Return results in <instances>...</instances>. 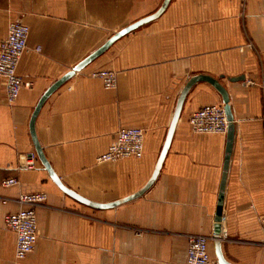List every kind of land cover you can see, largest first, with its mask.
Segmentation results:
<instances>
[{
	"label": "crops",
	"instance_id": "crops-1",
	"mask_svg": "<svg viewBox=\"0 0 264 264\" xmlns=\"http://www.w3.org/2000/svg\"><path fill=\"white\" fill-rule=\"evenodd\" d=\"M164 1L0 0V49L12 22L30 28L18 73L32 83L10 104L0 76V264H183L192 235L213 236L227 133H195L189 124L199 108L224 105L210 83L190 89L155 183L116 207L94 208L63 191L31 133L35 108L56 81ZM101 70L116 72L115 88L93 76ZM199 74L227 88L235 119L224 254L234 264H264V0H170L159 17L118 38L49 96L37 138L70 189L100 203L127 197L151 178L178 98ZM133 127L145 133L141 158L98 161L121 128ZM31 152L35 169L25 166ZM11 177L18 183L4 185ZM32 192L47 200L36 207L35 247L18 259L5 216L25 206L21 193ZM209 251L218 264L214 241Z\"/></svg>",
	"mask_w": 264,
	"mask_h": 264
},
{
	"label": "built area",
	"instance_id": "built-area-1",
	"mask_svg": "<svg viewBox=\"0 0 264 264\" xmlns=\"http://www.w3.org/2000/svg\"><path fill=\"white\" fill-rule=\"evenodd\" d=\"M29 34L28 25L12 22L7 36L1 43L0 76L6 79L10 104L17 101L22 88L32 85L30 81H24L18 73L21 57L28 46ZM93 76L101 78L108 88H115L117 85V74L113 70L97 71L93 73ZM189 124L195 133L226 134L229 120L224 105L209 104L194 111L189 117ZM144 138L145 133L141 128H121L117 141L98 157V161L116 162L126 158H141L144 154ZM25 166L29 169L37 167L36 152L29 153ZM17 183L18 180L15 177L3 181L6 186ZM46 200L45 192L21 193L19 201L25 206L5 216L6 224L17 235L16 257L18 259L26 258L35 247L38 238L36 207ZM212 241H214L213 236L192 235L189 238L187 261L183 264H215L209 251Z\"/></svg>",
	"mask_w": 264,
	"mask_h": 264
},
{
	"label": "water",
	"instance_id": "water-1",
	"mask_svg": "<svg viewBox=\"0 0 264 264\" xmlns=\"http://www.w3.org/2000/svg\"><path fill=\"white\" fill-rule=\"evenodd\" d=\"M169 2H170V0H165L163 5L160 7V9H158V11H156L154 14L149 15L147 17H144V18L136 21L135 23L127 26L126 28L122 29L121 31L115 33L104 45H102L96 51L91 53L82 62L77 64L71 71H69L66 75H64L62 78H60L58 81H56L44 93V95L40 98V100H39V102L35 108V111L33 113L32 120H31V133H32L33 141H34L36 152L38 154L39 159L41 160V162L43 163L44 167L49 172V174L51 175L53 180L59 185V187L63 191H65L67 194L71 195L72 197L76 198L77 200L81 201L82 203H85V204H87L91 207H94V208L106 209V208L116 207L120 204H123L125 202L131 201L133 199L140 197L147 190H149L151 188V186L155 183V181L157 180L159 173L161 171V168H162L163 162L165 160V157L167 155V152L169 150V147H170V144H171L174 132H175L176 125L179 121L185 99H186L190 89L195 84H197L198 82L205 81V82L210 83L221 94V96L223 98L224 109H225L226 115H227L228 120H229V126H228V131H227V149H226V156H225V163H224V172H223V178H222V182H221L217 211L215 214V225H214V233H213L215 255H216L218 264H234L226 258L224 251H223V247H222V241H223L222 222H223V209H224L225 187H226V182H227V174H228V170H229V164H230L234 140H235V122H234L235 119H234L233 111H232L231 104H230L229 92H228L227 88L220 82L219 79L214 78V77L209 76V75L199 74V75H195V76L191 77L188 80V82L184 86V88H183V90H182V92L178 98L176 109H175L174 116H173V120H172V123L170 125L164 147L162 149V152L160 154V157L158 159V162L156 164L155 170H154L151 178L146 183V185H144V187H142L139 191H137V192H135V193H133L127 197L113 201V202L100 203V202L90 200V199L83 197L82 195L78 194L74 190L70 189L68 186H66L62 182L60 177L55 173L51 164L47 160V158L44 154L43 148L41 147L39 140L37 138V134H36L35 122H36V119L39 115V112L41 111V108L43 107L46 100L49 98V96L56 89H58L69 78L74 76L76 74V72L82 70L87 64H89L91 61H93L95 58H97L99 55H101L118 38H120L123 35L131 32L132 30L140 27L141 25H143L147 22H150V21L156 19L157 17H159L165 11ZM244 78H245L244 76L234 77V78H231V81H239V80H243Z\"/></svg>",
	"mask_w": 264,
	"mask_h": 264
},
{
	"label": "rangeland",
	"instance_id": "rangeland-1",
	"mask_svg": "<svg viewBox=\"0 0 264 264\" xmlns=\"http://www.w3.org/2000/svg\"><path fill=\"white\" fill-rule=\"evenodd\" d=\"M245 5H243V7H244ZM251 83H253V81H250Z\"/></svg>",
	"mask_w": 264,
	"mask_h": 264
}]
</instances>
